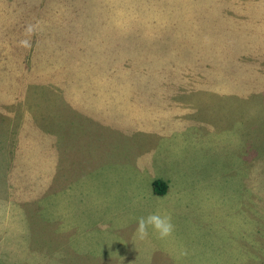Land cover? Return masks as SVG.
I'll return each instance as SVG.
<instances>
[{
    "label": "rangeland",
    "instance_id": "1",
    "mask_svg": "<svg viewBox=\"0 0 264 264\" xmlns=\"http://www.w3.org/2000/svg\"><path fill=\"white\" fill-rule=\"evenodd\" d=\"M0 264H264V0H0Z\"/></svg>",
    "mask_w": 264,
    "mask_h": 264
},
{
    "label": "clouds",
    "instance_id": "2",
    "mask_svg": "<svg viewBox=\"0 0 264 264\" xmlns=\"http://www.w3.org/2000/svg\"><path fill=\"white\" fill-rule=\"evenodd\" d=\"M27 36L33 34V28L31 26L25 29ZM19 46L24 48L31 47L30 39L21 40ZM149 228L158 235L160 239L169 237L174 231V225L171 222L169 215H161L160 213H150L147 216H142L137 219V226L134 232V236L140 240H144L149 235Z\"/></svg>",
    "mask_w": 264,
    "mask_h": 264
},
{
    "label": "trees",
    "instance_id": "3",
    "mask_svg": "<svg viewBox=\"0 0 264 264\" xmlns=\"http://www.w3.org/2000/svg\"><path fill=\"white\" fill-rule=\"evenodd\" d=\"M152 192L156 196H164L167 190L166 184L161 180H154L151 183Z\"/></svg>",
    "mask_w": 264,
    "mask_h": 264
}]
</instances>
